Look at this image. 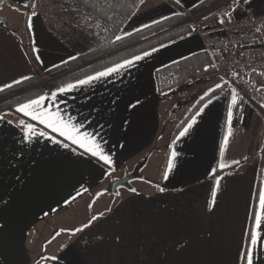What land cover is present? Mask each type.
<instances>
[{"label": "crops", "instance_id": "obj_1", "mask_svg": "<svg viewBox=\"0 0 264 264\" xmlns=\"http://www.w3.org/2000/svg\"><path fill=\"white\" fill-rule=\"evenodd\" d=\"M210 1L142 0L131 14L130 0H93L96 8L85 7L83 0H12V10L24 14L23 27L0 24V88L40 82L49 70L117 36L123 40ZM243 12L264 14V0H249ZM216 24L221 23L207 22ZM208 40L191 30L134 67L58 97L65 118L71 115L95 135L112 166L16 107L0 114V264H244L241 257L252 247L253 234L258 241L253 264H264V212L258 199L264 192V108L235 89L240 101L224 144L234 88L216 73ZM182 69L186 73L178 76ZM256 89L264 96L258 80ZM216 90L221 91L212 102L202 105L208 104L203 114L194 116L198 122L190 133L174 136ZM21 120L48 136L26 141ZM173 150L178 155L165 180ZM142 162L143 170L152 168L141 171L132 187L136 191L113 194L114 182Z\"/></svg>", "mask_w": 264, "mask_h": 264}, {"label": "snow or ice", "instance_id": "obj_2", "mask_svg": "<svg viewBox=\"0 0 264 264\" xmlns=\"http://www.w3.org/2000/svg\"><path fill=\"white\" fill-rule=\"evenodd\" d=\"M179 2V0H177ZM83 3L85 7H91L96 8V3L93 2V0H83ZM244 3H249V0H244ZM32 16H35L36 13L32 12ZM225 17H227L229 20L231 19V12H226ZM87 19V17H85ZM221 24L225 22L223 18L219 21ZM28 27L31 28V17H29V24ZM259 31V30H257ZM121 37L117 36L116 40H120ZM157 51V49H152L151 52L145 51L141 55H135L130 59H125L122 62L115 63L114 65L110 67H105L102 71H97L95 74H89L86 75L84 78H77L72 82H68L65 84H62L61 86H58L55 91L51 92L50 94H41L36 96L35 98H30L26 102L19 103L15 109L17 113H22L23 116L30 118L31 121L37 122L39 125H44L45 128L50 129L53 133H58L60 137H63L66 141H69L72 145H77L79 148L83 149L87 154H89L92 157L97 158L99 161H103L104 164L112 166L114 161L112 160L111 155L105 153L103 147L98 142L94 134H90L87 131H83L85 125L80 122H76L74 118L71 115H68L67 118H65V113H62L60 108L57 107L58 103V97L65 95L67 93L73 92L81 87L84 86H90L94 82L100 81L106 77L113 76L114 74H119L122 70L130 69L134 67L137 62L144 60L145 58L152 55L153 52ZM39 59V57H37ZM74 59V57H73ZM235 75V73H234ZM24 79H28V77H24ZM20 81H16L15 83H19ZM5 87H11V85H5ZM223 87L222 84H217L216 88L221 89ZM3 88H0V91H3ZM213 90H209V93H211ZM209 93H206L205 95H209ZM203 100L204 97H201ZM51 101L49 104L48 102ZM240 101V97L235 89H232L231 91V103L229 105L228 113H227V120H228V130L227 135L224 138V144L226 145L228 143V137L232 135V128L231 124L234 118V111L233 109L238 105ZM212 101L211 99L208 100V104H210ZM139 101H137V104ZM208 104H205L203 108H200L197 110L196 115H202L204 108L208 107ZM136 105H132V107H135ZM264 107V105H262ZM4 119L3 116H0V120ZM198 121L195 117L191 118L190 122L186 123V126L181 129L179 132V137H184L188 135L191 131V129L195 126V124ZM20 127L24 130V139L28 142H31L34 137H45L48 136V133L42 130H38L36 124L28 123L23 120L19 122ZM50 140H52L53 143H61V141L56 140L53 137H48ZM62 147L68 148V143H62ZM221 154H223V149ZM178 153L173 150L171 152V156L168 162V170H166L164 174V179H168V172L171 171V169L174 166V160ZM238 163V162H237ZM226 165L221 164L220 167L224 168ZM216 189L212 192V202L213 205L215 204V198H216V190H218L220 185V180H216ZM87 189H85L86 191ZM131 191L135 192L136 189H131ZM160 192H164V188H159ZM259 208L261 212H264V192H261L259 194ZM93 220L97 219V217H92ZM255 220V227L257 229L261 228V216L257 214L254 217ZM90 225L85 224L84 227L87 228ZM82 229L77 228L75 229L76 232L81 231ZM251 245L252 247L241 257V259L244 261V264H253V251L255 247L258 244L257 241V235L253 234L250 237Z\"/></svg>", "mask_w": 264, "mask_h": 264}, {"label": "built area", "instance_id": "obj_3", "mask_svg": "<svg viewBox=\"0 0 264 264\" xmlns=\"http://www.w3.org/2000/svg\"><path fill=\"white\" fill-rule=\"evenodd\" d=\"M243 9L244 0H224L199 14L185 12L184 25L209 36V51L215 69L224 78L225 84L262 107L264 96L256 86L258 80L264 88V14L250 15ZM226 12H231L232 22L207 25L209 20L225 19Z\"/></svg>", "mask_w": 264, "mask_h": 264}, {"label": "trees", "instance_id": "obj_4", "mask_svg": "<svg viewBox=\"0 0 264 264\" xmlns=\"http://www.w3.org/2000/svg\"><path fill=\"white\" fill-rule=\"evenodd\" d=\"M32 1L34 4V2L39 0ZM141 1L142 0H130L131 14L134 11V3H140ZM223 1L224 0H211L198 10H195L194 13L199 14L210 10ZM124 20H126V18H124ZM185 21L186 16L184 14L175 20H167L150 26L123 40H114L89 54L80 55L75 61L46 72L48 77L58 78V80L48 87H37L32 90L36 85V80L32 79L1 92L0 114L10 111L12 107H17L19 103L26 102L30 98H35L43 94L47 89H56L62 84L72 82L77 78H84L86 75L94 74L97 71L103 70L105 67H110L115 63H119L135 55H141L145 51H151L154 48L156 49L185 36L192 30L190 27L183 25ZM60 76L62 77L59 78ZM220 91L221 90L214 91L198 104L177 127L174 136L179 134L181 129L186 126L187 122H190L191 118L196 115L197 110L200 109L206 101L214 97ZM219 174L220 172L218 175Z\"/></svg>", "mask_w": 264, "mask_h": 264}, {"label": "rangeland", "instance_id": "obj_5", "mask_svg": "<svg viewBox=\"0 0 264 264\" xmlns=\"http://www.w3.org/2000/svg\"><path fill=\"white\" fill-rule=\"evenodd\" d=\"M0 17H2V18H4L8 23H9V21H10V23H14L15 24V26L17 27V28H19L20 29V27H23V18H24V14H23V12L22 11H13L12 10V7L10 6V5H4L1 9H0ZM216 70V69H215ZM186 72L182 69V70H179L178 72H177V75L178 76H181V75H183V74H185ZM216 73L218 74V72L216 71ZM219 76H221L220 74H218ZM62 76H60L59 78H61ZM222 77V76H221ZM223 78V77H222ZM36 80V85H35V87H33L32 88V90L33 89H35V88H37V87H48V86H50V85H52L56 80H58V78H50V77H48L47 75L45 76V78H43V80H40V82H38V80L37 79H35ZM223 81H224V78H223ZM224 83H225V81H224ZM226 85V84H225ZM165 86V83H163V87ZM226 86H230V85H226ZM233 88V87H232ZM185 100V101H184ZM188 99H184L183 98V101L184 102H186ZM179 111V110H178ZM177 111V112H178ZM179 115V114H178ZM180 117H181V114L179 115ZM150 168H152V166H150V167H148V169L146 168V169H144L143 170V172H142V174L144 175V174H147V172H148V170L150 169ZM147 170V171H146ZM139 180H137V181H134V182H132V184H131V186L132 187H136V186H138V184H139ZM120 192L121 193H125V192H127V190L126 189H121L120 190Z\"/></svg>", "mask_w": 264, "mask_h": 264}, {"label": "water", "instance_id": "obj_6", "mask_svg": "<svg viewBox=\"0 0 264 264\" xmlns=\"http://www.w3.org/2000/svg\"><path fill=\"white\" fill-rule=\"evenodd\" d=\"M12 0H0V9L4 5H11ZM0 24H3L5 27L9 28L8 22L0 17ZM145 167V162L140 163L132 173L127 174L123 179L116 180L112 186L113 194H118L121 189L131 190L132 182L137 181L141 177V171Z\"/></svg>", "mask_w": 264, "mask_h": 264}]
</instances>
